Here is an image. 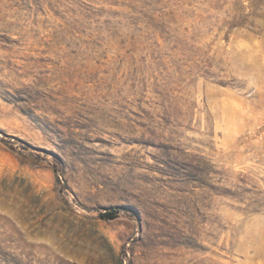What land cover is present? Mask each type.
<instances>
[{"label": "rangeland", "instance_id": "rangeland-1", "mask_svg": "<svg viewBox=\"0 0 264 264\" xmlns=\"http://www.w3.org/2000/svg\"><path fill=\"white\" fill-rule=\"evenodd\" d=\"M0 264H264V0H0Z\"/></svg>", "mask_w": 264, "mask_h": 264}, {"label": "trees", "instance_id": "trees-1", "mask_svg": "<svg viewBox=\"0 0 264 264\" xmlns=\"http://www.w3.org/2000/svg\"><path fill=\"white\" fill-rule=\"evenodd\" d=\"M116 213H117L116 210L111 209V210H109V211H107V212H105V213H101V214L99 215V217H100L101 219H103V220H112V219H114V218L116 217Z\"/></svg>", "mask_w": 264, "mask_h": 264}]
</instances>
